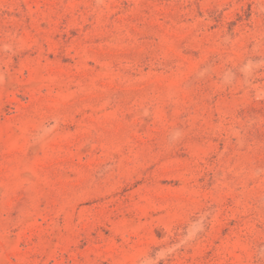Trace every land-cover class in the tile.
<instances>
[{"label":"rangeland","instance_id":"374dc122","mask_svg":"<svg viewBox=\"0 0 264 264\" xmlns=\"http://www.w3.org/2000/svg\"><path fill=\"white\" fill-rule=\"evenodd\" d=\"M0 264H264V0H0Z\"/></svg>","mask_w":264,"mask_h":264}]
</instances>
